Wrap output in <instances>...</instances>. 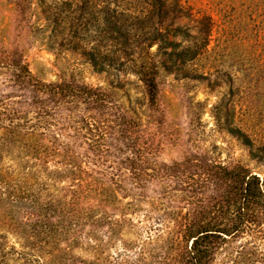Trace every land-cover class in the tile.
Masks as SVG:
<instances>
[{"label": "rangeland", "instance_id": "374dc122", "mask_svg": "<svg viewBox=\"0 0 264 264\" xmlns=\"http://www.w3.org/2000/svg\"><path fill=\"white\" fill-rule=\"evenodd\" d=\"M229 1L0 0V137L5 109L18 110L45 143L71 147L97 188L62 207L75 182L54 174L15 216L2 202L0 264H179L187 226L220 216L215 167L261 181L264 13ZM142 62L157 70L155 107ZM24 68L73 89L46 95ZM210 264H264V210L219 240Z\"/></svg>", "mask_w": 264, "mask_h": 264}, {"label": "trees", "instance_id": "16d2710c", "mask_svg": "<svg viewBox=\"0 0 264 264\" xmlns=\"http://www.w3.org/2000/svg\"><path fill=\"white\" fill-rule=\"evenodd\" d=\"M237 2L239 5L236 9L239 10V15L254 12L259 17L264 13V0L229 1L232 6ZM186 8L188 7L180 5L183 12ZM259 9H261L260 14L257 13ZM217 12L221 10L218 9ZM246 18L244 16V19ZM248 19H251V16ZM203 33L205 36L210 35L208 27L203 29ZM23 71L26 81L46 95L63 94L73 89L63 84H38L26 68ZM135 73L144 86L149 107H155L158 87L154 64L142 62L135 67ZM19 113L15 109H5L3 117L4 125L1 127L0 137V207L2 202L6 203L10 206L7 212L15 216L14 207L17 206V201L30 196L32 190L38 187V179L51 178L54 174L59 177L63 174L75 183L71 186L68 199L59 203L50 201V205L57 203L62 207H71L78 205L90 195L95 196L97 188L86 183V171L81 165L80 156L68 145L55 144L50 140L45 143L46 133L41 132V128L27 126L25 116ZM132 120L135 125L136 119ZM53 138L56 139V136ZM52 160L62 164V167L52 170L49 167ZM214 174L225 182L223 193L219 195L220 202H217L216 210L219 211L220 216L215 217L213 221L191 222L187 226L185 232L190 247L186 245L184 253L179 258V264H210L214 251L219 246V240L234 235L244 222H256L260 210H264V177L260 181L256 174L237 165L231 168L217 166ZM20 210L21 208L19 212ZM222 215L223 219L220 220Z\"/></svg>", "mask_w": 264, "mask_h": 264}]
</instances>
